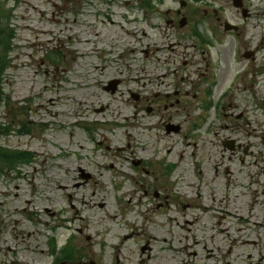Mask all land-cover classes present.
<instances>
[{
    "label": "rangeland",
    "instance_id": "1",
    "mask_svg": "<svg viewBox=\"0 0 264 264\" xmlns=\"http://www.w3.org/2000/svg\"><path fill=\"white\" fill-rule=\"evenodd\" d=\"M99 1L0 0V150L30 156L0 162V264H264V111L233 134L195 114L166 136L136 115L138 48ZM227 138L254 154L225 152L233 174L215 178Z\"/></svg>",
    "mask_w": 264,
    "mask_h": 264
},
{
    "label": "flooded vegetation",
    "instance_id": "2",
    "mask_svg": "<svg viewBox=\"0 0 264 264\" xmlns=\"http://www.w3.org/2000/svg\"><path fill=\"white\" fill-rule=\"evenodd\" d=\"M99 2L115 38L128 36L138 48L133 53L141 59L144 90L132 96L136 115L156 122L166 136H181L185 120L195 114L213 117L210 126L220 119L224 124L218 130L233 134L245 130L251 113L264 110L254 90L264 83V0H143L136 4L139 9L130 7L131 0ZM111 82L122 83L115 77L106 83ZM197 128L194 124L190 130ZM221 145L212 171L215 178H230L225 152L227 162L238 158L243 165L253 156V146L236 141L226 151L225 140ZM262 171L264 176V165Z\"/></svg>",
    "mask_w": 264,
    "mask_h": 264
},
{
    "label": "trees",
    "instance_id": "3",
    "mask_svg": "<svg viewBox=\"0 0 264 264\" xmlns=\"http://www.w3.org/2000/svg\"><path fill=\"white\" fill-rule=\"evenodd\" d=\"M11 46V37L9 35H5L4 31L1 30L0 26V78L3 73V71L6 68V56ZM4 55V56H3ZM2 99V93L0 89V102ZM27 160V157L25 155H17L15 153H8L4 150H0V161H2L4 164L9 165L14 162H24ZM64 255L66 254V251L63 252ZM67 253L71 254L70 250H67ZM64 259L66 260V256Z\"/></svg>",
    "mask_w": 264,
    "mask_h": 264
},
{
    "label": "bare ground",
    "instance_id": "4",
    "mask_svg": "<svg viewBox=\"0 0 264 264\" xmlns=\"http://www.w3.org/2000/svg\"><path fill=\"white\" fill-rule=\"evenodd\" d=\"M42 32H44V31H42ZM41 34H43V33H41ZM77 106H78V107H81V106H82V103H81L80 100L77 101ZM76 214H77V213H76ZM155 241H157V240H155Z\"/></svg>",
    "mask_w": 264,
    "mask_h": 264
},
{
    "label": "water",
    "instance_id": "5",
    "mask_svg": "<svg viewBox=\"0 0 264 264\" xmlns=\"http://www.w3.org/2000/svg\"><path fill=\"white\" fill-rule=\"evenodd\" d=\"M175 132H177V130H175ZM233 142H231V144H232Z\"/></svg>",
    "mask_w": 264,
    "mask_h": 264
}]
</instances>
